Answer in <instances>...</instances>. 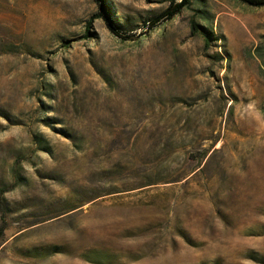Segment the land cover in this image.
I'll use <instances>...</instances> for the list:
<instances>
[{"label": "rangeland", "instance_id": "obj_1", "mask_svg": "<svg viewBox=\"0 0 264 264\" xmlns=\"http://www.w3.org/2000/svg\"><path fill=\"white\" fill-rule=\"evenodd\" d=\"M182 1L0 0V264H264V2Z\"/></svg>", "mask_w": 264, "mask_h": 264}, {"label": "trees", "instance_id": "obj_2", "mask_svg": "<svg viewBox=\"0 0 264 264\" xmlns=\"http://www.w3.org/2000/svg\"><path fill=\"white\" fill-rule=\"evenodd\" d=\"M190 0H184L182 2H177L175 4L172 5L171 8H169L167 10V15H169L170 17H173L178 11H181L187 4H189ZM250 3H256V4H261L262 2H264L263 0H249ZM108 21L110 22V18H108ZM111 24V22H110ZM197 26V22H194L193 24V28L196 29ZM119 34V31H117ZM126 36V38L130 39L128 35H123Z\"/></svg>", "mask_w": 264, "mask_h": 264}]
</instances>
